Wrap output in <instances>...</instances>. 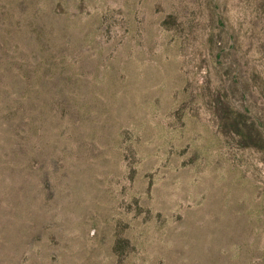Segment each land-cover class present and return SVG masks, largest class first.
<instances>
[{"label":"rangeland","instance_id":"1","mask_svg":"<svg viewBox=\"0 0 264 264\" xmlns=\"http://www.w3.org/2000/svg\"><path fill=\"white\" fill-rule=\"evenodd\" d=\"M0 264H264V0H0Z\"/></svg>","mask_w":264,"mask_h":264}]
</instances>
